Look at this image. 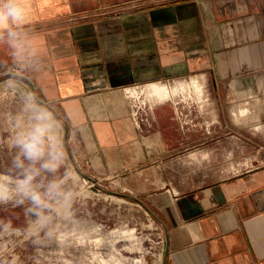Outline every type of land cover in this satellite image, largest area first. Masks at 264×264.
<instances>
[{
	"label": "crops",
	"instance_id": "1",
	"mask_svg": "<svg viewBox=\"0 0 264 264\" xmlns=\"http://www.w3.org/2000/svg\"><path fill=\"white\" fill-rule=\"evenodd\" d=\"M20 2L26 16L13 31L36 55L18 63L5 28L0 60L59 113L79 169L160 215L166 264H264V165L204 184L168 174L188 138L226 135L233 112L246 109L233 108L262 96L264 0ZM190 75L203 76L219 125L188 136L175 101L154 104L151 127L134 124L126 88Z\"/></svg>",
	"mask_w": 264,
	"mask_h": 264
},
{
	"label": "rangeland",
	"instance_id": "2",
	"mask_svg": "<svg viewBox=\"0 0 264 264\" xmlns=\"http://www.w3.org/2000/svg\"><path fill=\"white\" fill-rule=\"evenodd\" d=\"M22 74L12 60H0V172L8 170L16 154L12 147L14 117L24 114L27 95L35 97L31 86L20 76ZM204 86L203 76L190 75L150 82L138 88L131 86L124 90V97L129 105L134 100H147L151 105L175 101L178 117L187 123L184 130L189 136L192 131L205 129L208 123H216L208 115L211 106ZM234 109L241 110L233 112L235 116L228 122L229 133L224 136L216 133L195 143H187L191 140L188 138L174 155L168 174L177 181L192 178L204 184L263 166L264 90L262 96L255 93L248 105ZM55 117L59 125L57 135L64 150V166L59 175L65 176L67 188L74 193L72 217H58L54 226L56 239L44 238L41 243L34 244L36 237L26 231L31 218L23 209L0 206V220H10L16 229L14 232L0 229V264H164L166 230L161 223L163 219L157 213L153 216L132 199L95 191L91 182H85L66 147L65 125ZM98 184L122 192L118 185L106 181ZM181 187L184 189L186 184ZM139 198L154 212L146 199ZM40 235L43 237L42 232Z\"/></svg>",
	"mask_w": 264,
	"mask_h": 264
},
{
	"label": "clouds",
	"instance_id": "3",
	"mask_svg": "<svg viewBox=\"0 0 264 264\" xmlns=\"http://www.w3.org/2000/svg\"><path fill=\"white\" fill-rule=\"evenodd\" d=\"M25 16L26 6L20 0H0V29L6 28L13 58L28 64L36 55L35 49L25 43L22 34L13 31L22 25ZM13 128L12 147L16 154L8 170L0 172V206L23 209L31 218L26 231L36 237L34 244L44 238L56 239L54 226L58 217H72L74 199L65 176L59 175L64 166V150L57 135L58 122L48 107L27 95L24 114L14 117ZM0 229L16 231L10 220H0Z\"/></svg>",
	"mask_w": 264,
	"mask_h": 264
},
{
	"label": "water",
	"instance_id": "4",
	"mask_svg": "<svg viewBox=\"0 0 264 264\" xmlns=\"http://www.w3.org/2000/svg\"><path fill=\"white\" fill-rule=\"evenodd\" d=\"M20 76L31 86L32 89H34V85H33L32 81L28 77H26L24 75H20ZM35 98L38 99L44 106L48 107L54 113L55 116H57L58 118L62 119L61 116L59 115V113L56 111V109L53 106H51L50 104L40 100L36 95H35ZM65 144H66V147L68 149L67 137H65ZM78 173L83 177L85 182H87V183L91 182L93 184V186H94L93 189L95 191L104 192L107 195H111V196H115V197H126V198H129V199H132V200L140 203L150 214L155 216L154 212L145 203H143L139 198H137V197H135L133 195H129V194H125V193L119 192V191H113V190L105 189V188L101 187L98 184V181L96 179L92 178L90 175L82 172L79 169H78ZM166 241H167V236H166ZM167 253H168V251L166 250L164 264H166Z\"/></svg>",
	"mask_w": 264,
	"mask_h": 264
},
{
	"label": "built area",
	"instance_id": "5",
	"mask_svg": "<svg viewBox=\"0 0 264 264\" xmlns=\"http://www.w3.org/2000/svg\"><path fill=\"white\" fill-rule=\"evenodd\" d=\"M141 85H134L132 87L138 88ZM129 88H126L125 90H128ZM131 107V117L134 122V124L139 127H151L152 126V118H151V112L153 110V106L151 103L147 100H140L135 101L130 105Z\"/></svg>",
	"mask_w": 264,
	"mask_h": 264
},
{
	"label": "bare ground",
	"instance_id": "6",
	"mask_svg": "<svg viewBox=\"0 0 264 264\" xmlns=\"http://www.w3.org/2000/svg\"><path fill=\"white\" fill-rule=\"evenodd\" d=\"M235 116V115H234Z\"/></svg>",
	"mask_w": 264,
	"mask_h": 264
}]
</instances>
